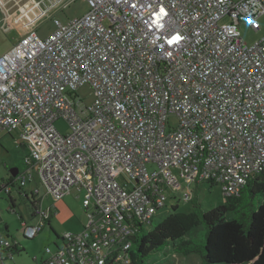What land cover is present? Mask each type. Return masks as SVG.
I'll return each instance as SVG.
<instances>
[{"label":"built area","instance_id":"1","mask_svg":"<svg viewBox=\"0 0 264 264\" xmlns=\"http://www.w3.org/2000/svg\"><path fill=\"white\" fill-rule=\"evenodd\" d=\"M70 1L25 0L20 14L38 22ZM85 1L81 17L54 19L45 38L35 24L0 54V129L19 130L30 150L18 186L36 175L53 201L74 188L85 211L82 229L45 247L38 264H128L137 225L168 198L191 201L190 184L202 181L238 196L264 170V35L248 45L238 30L241 21L260 29L264 0ZM160 5L165 27L149 30ZM169 26L184 37L178 45L166 43ZM83 84L88 106L75 98ZM36 206L28 238L52 215Z\"/></svg>","mask_w":264,"mask_h":264},{"label":"rangeland","instance_id":"2","mask_svg":"<svg viewBox=\"0 0 264 264\" xmlns=\"http://www.w3.org/2000/svg\"><path fill=\"white\" fill-rule=\"evenodd\" d=\"M25 0H0V20L7 19V26L10 29L3 30L0 27V52L8 50L15 38H19L21 33L28 28L35 25V31L41 38H45L49 33L55 29L54 19H58L61 23L81 17L88 11V5L85 0L70 1L65 7H57L51 10L48 15L37 22L35 15L27 12V15L20 14V5ZM37 22V23H36ZM260 24L259 30H254L245 22H240L238 30L242 40L250 45L259 40L264 35V15L258 18ZM75 98L79 100V106H88L93 101V93L89 84H83L76 88ZM171 124L176 123V116L171 114L169 116ZM57 129L63 133L67 132L68 125L63 119L55 121ZM19 138V130H14L9 133L5 130H0V175L2 178L10 175L12 168H19L23 170V159L30 152L27 146L21 144ZM34 186L38 188V193L35 195V201L41 199V207L46 209L49 206L52 209V217L50 226L45 225L42 230L33 238L25 239L23 237V230L26 226H32L34 221L40 219V215L34 216L32 220L30 208V201L26 198H19L15 193L16 205L15 208H10L6 200L2 201V211L0 210V232L5 233V227L8 226L9 237L17 238L24 246V250L18 255H15V261L20 264H36L35 257H44L45 247L55 248L56 244H61V237L67 232H78L82 229L85 220V211L81 204V193L76 189L65 195L58 201H53L50 197L45 195L43 187L34 180ZM194 197L198 199L204 209H210L220 205L224 201L221 187L218 184H211L209 181L193 182L190 184ZM171 195H175L172 193ZM30 196V195H29ZM176 206L178 211L188 212L192 208V201H183L179 197L176 198ZM38 204V202H37ZM175 201L168 198L166 205L159 209L155 215L156 220H163L170 212ZM149 227V224H145ZM167 251H171L168 247ZM174 255V254H173ZM157 259V264H200L197 255L192 254L185 257L179 254L176 256L164 257L161 253H154L151 255L149 262ZM156 264V263H155Z\"/></svg>","mask_w":264,"mask_h":264},{"label":"trees","instance_id":"3","mask_svg":"<svg viewBox=\"0 0 264 264\" xmlns=\"http://www.w3.org/2000/svg\"><path fill=\"white\" fill-rule=\"evenodd\" d=\"M23 197L30 201L34 218L35 194ZM223 197L220 205L204 209L193 196L190 211H178L173 205L163 220H151L149 227L137 225L128 264H150L154 253L164 257L195 254L200 264H264V170L251 175L238 196ZM152 261L157 264V259Z\"/></svg>","mask_w":264,"mask_h":264},{"label":"crops","instance_id":"4","mask_svg":"<svg viewBox=\"0 0 264 264\" xmlns=\"http://www.w3.org/2000/svg\"><path fill=\"white\" fill-rule=\"evenodd\" d=\"M23 33H21V35ZM17 39L18 38H15L13 40L14 41L13 44L15 43V41ZM8 50H6V51H8ZM6 51H4V52H6ZM4 52H0V54H2ZM0 130H3V129H0ZM19 172H21V170L18 168L17 174L15 176H12L10 173L9 176L2 178V176L0 175V210L2 213H3V211H2L1 207L3 204L2 203L3 200H6L8 203L10 201L11 202V203H9L10 208H15V205H16L15 204L16 203L15 202L16 201L15 193L18 195L19 198H23L24 193H26V194H29L31 192L35 193V190H37V192H38V188L36 186H34V183H33L35 179H37V181L39 182L38 177L36 175H34L33 179L31 181L27 182L23 187L18 186V184L16 182V177L18 176ZM19 189L21 192L19 191ZM34 218H32V220H35ZM0 238L6 239V240L11 242L10 247L0 246V264H20L19 262L15 261L14 256L18 255L21 252V250H24L23 244H21V242L17 238L12 237V236L9 237L8 226L5 227V233L0 232ZM17 250H20V252H18ZM172 256H176V254H174ZM187 257H189V256H187ZM42 258L41 257L40 258L35 257L34 259H35L36 264H38L42 260Z\"/></svg>","mask_w":264,"mask_h":264},{"label":"snow or ice","instance_id":"5","mask_svg":"<svg viewBox=\"0 0 264 264\" xmlns=\"http://www.w3.org/2000/svg\"><path fill=\"white\" fill-rule=\"evenodd\" d=\"M135 6L136 5H133V7ZM158 7H159V11L153 13V15L155 16V19L154 20L150 19L149 21H145L146 26L149 28V30H151L152 27H156L157 29H163L165 27V25L161 23L160 21L163 20L164 17L167 16V12L162 5ZM249 23H252V21L249 20ZM169 32L174 33V34H171L170 38L166 40V43L168 45H178L184 39V37L181 36L179 32L176 31V29L171 28V26H169ZM168 55L169 56L171 55L170 51L168 52Z\"/></svg>","mask_w":264,"mask_h":264},{"label":"water","instance_id":"6","mask_svg":"<svg viewBox=\"0 0 264 264\" xmlns=\"http://www.w3.org/2000/svg\"><path fill=\"white\" fill-rule=\"evenodd\" d=\"M10 173H11L12 176H15L17 174V169L16 168L15 169L12 168L10 170Z\"/></svg>","mask_w":264,"mask_h":264}]
</instances>
